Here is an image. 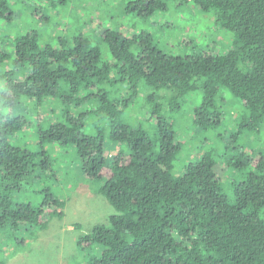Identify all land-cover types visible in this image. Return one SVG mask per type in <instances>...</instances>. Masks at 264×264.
Returning a JSON list of instances; mask_svg holds the SVG:
<instances>
[{
  "label": "trees",
  "instance_id": "16d2710c",
  "mask_svg": "<svg viewBox=\"0 0 264 264\" xmlns=\"http://www.w3.org/2000/svg\"><path fill=\"white\" fill-rule=\"evenodd\" d=\"M34 1L0 0V24L16 30L0 29V251L64 218L56 146L74 151L81 177L115 208L79 235L85 264H264V152L233 153L264 128V0H177L212 12L231 41L184 53L135 31L167 0L126 2V25L76 20L74 33L48 37L17 26L15 6L50 22L68 0ZM224 91L242 115H228ZM30 131L36 140L24 142ZM188 135L198 152L185 151ZM181 153L191 159L178 165ZM223 168L238 176L225 183Z\"/></svg>",
  "mask_w": 264,
  "mask_h": 264
},
{
  "label": "rangeland",
  "instance_id": "374dc122",
  "mask_svg": "<svg viewBox=\"0 0 264 264\" xmlns=\"http://www.w3.org/2000/svg\"><path fill=\"white\" fill-rule=\"evenodd\" d=\"M128 1L130 0H68L67 6L51 9L50 22L33 17L31 8L29 11L25 7L26 14L25 11L20 9L25 5L22 6L19 3L15 6V9L19 10L21 15L15 19V24L19 26L25 22L30 27L41 30L42 35L46 37L62 36L69 32L74 33L76 24H78L76 20L80 24L86 25L91 19L97 21L102 17L106 25L117 27L135 20V17L127 16L122 12L123 4ZM34 2L44 5L41 1L35 0ZM167 3L168 11L159 13L156 17L148 20H138L135 31L145 30L153 33L164 43L165 49L174 53H184L193 47L202 48L211 44L218 45L217 47L223 50L230 45V36L216 25L212 12L201 11L193 3H183L177 0H167ZM3 24H0V29L7 30L8 34H15L16 30L13 33L12 25ZM103 30V27H99L95 33L97 38ZM184 40L189 41V44ZM56 42L54 41V44H57ZM224 93L229 96L226 97L229 104L225 107V110L229 111L228 115L235 112L237 115H242L245 112L243 105L235 103L236 110L231 106L235 97L229 91H224ZM194 103L196 102L189 99L188 104L184 107L187 112L186 115ZM229 117H233V115ZM186 120H188L187 117ZM86 132L92 133V126H87ZM20 136L24 142L27 138L31 142L36 140L31 131L30 133H22ZM191 136L185 137L189 144L186 145V152L187 149H191V152H193L198 146L196 143L191 145L193 143ZM56 148V146L52 148L53 157L56 158V161L59 160L60 166L65 165V167L60 170L58 184L54 182V186L61 196L67 198L65 216L62 220L58 218L52 220L47 230L39 233V238L35 242H27L22 246L20 245V247L11 245L1 249L0 261L4 260L3 264H85L87 257L77 245L79 235L90 232L96 224H108L109 216L115 212V208L110 202L97 191L98 183L81 177L80 164L78 165L79 162H77L78 156L74 151L72 149ZM106 148L108 154L112 156L113 153L109 150V143H107ZM253 148L264 152V128L258 135L246 134L240 141L235 142L233 153L244 149L248 151ZM199 150L200 147L196 149L197 152ZM229 153L232 152L229 151ZM180 157L177 161L178 165H182L191 159L189 157L184 160V153H181ZM66 173L67 175H65ZM236 175L235 171L232 172L227 168H223L220 172V177L225 183ZM77 224H80L81 227H77Z\"/></svg>",
  "mask_w": 264,
  "mask_h": 264
}]
</instances>
